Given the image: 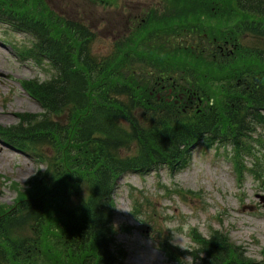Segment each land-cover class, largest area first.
I'll return each instance as SVG.
<instances>
[{
    "label": "trees",
    "instance_id": "trees-1",
    "mask_svg": "<svg viewBox=\"0 0 264 264\" xmlns=\"http://www.w3.org/2000/svg\"><path fill=\"white\" fill-rule=\"evenodd\" d=\"M162 3L96 55L92 29L48 0H0V21L33 39L23 58L54 71L21 84L43 113L0 125L6 145L45 167L13 204L0 203V264H126L118 180L182 169L198 144L230 147L239 175H263L264 0ZM190 238L191 250L162 244L168 259L264 264L225 232L193 229Z\"/></svg>",
    "mask_w": 264,
    "mask_h": 264
},
{
    "label": "rangeland",
    "instance_id": "rangeland-1",
    "mask_svg": "<svg viewBox=\"0 0 264 264\" xmlns=\"http://www.w3.org/2000/svg\"><path fill=\"white\" fill-rule=\"evenodd\" d=\"M48 1L58 15L69 20L86 19L91 22L88 26L97 28L99 35L92 45L96 55L108 54L114 40L129 31V25L136 24L135 20L127 24L128 5L131 18L137 13L140 19L149 9L163 5L162 0H118V5L112 7L100 3L96 6L91 0ZM102 18L110 20L108 27L100 21ZM30 39L12 24L0 21V125L3 127L17 125L19 114L43 113L21 83L43 82L54 71L47 63L23 58L21 49L31 46ZM231 152L230 147L199 144L182 169L171 172L162 167L147 176L130 173L118 180L114 224L119 230L118 243L127 251L126 264H177L168 259L161 246L169 241L182 251L191 250L195 247L190 238L193 229L205 237L213 230L225 232L246 249L249 257L264 259L261 201L264 172L258 178L247 170L239 175L229 160ZM252 161V156L246 158L248 167ZM44 168L0 139V203L13 204L16 189L25 188ZM185 260L191 262L190 258Z\"/></svg>",
    "mask_w": 264,
    "mask_h": 264
},
{
    "label": "flooded vegetation",
    "instance_id": "flooded-vegetation-1",
    "mask_svg": "<svg viewBox=\"0 0 264 264\" xmlns=\"http://www.w3.org/2000/svg\"><path fill=\"white\" fill-rule=\"evenodd\" d=\"M97 1H99V0H97ZM91 2H93V4L96 5V6H97L98 3H99V2H94V1H92V0H91ZM106 3H107L106 0H102L100 4H101L102 6H107ZM107 7H108V6H107ZM122 7H123V6H122ZM128 7H129V8L127 9V10H128V14L131 15V11H129V9H131V6L128 5ZM161 8H162V6H161ZM155 10H156L155 8H151V9H149V10L143 15V17H142L141 19H140V17H139V16L137 15V13H136L135 17H134V18H129V19H128V22H127V24H128V23H130V22H133V20H135V21H136V24H134V25H129V26L127 27V29H128L129 31H131V30H130L131 28L143 24L144 21H145L146 15H147L149 12H151V11L153 12V11H155ZM121 14L124 15V16L126 15V13H123V12H121ZM102 19H105V20H102ZM102 19H101L100 21L108 27V26H109V21H110V20L107 19V18H102ZM82 21H83L85 24H91V22H90L89 20L82 19ZM90 28L93 30V32H96V30H97L96 27H94V29H93L92 27H90ZM97 33L99 34V31H98Z\"/></svg>",
    "mask_w": 264,
    "mask_h": 264
},
{
    "label": "water",
    "instance_id": "water-1",
    "mask_svg": "<svg viewBox=\"0 0 264 264\" xmlns=\"http://www.w3.org/2000/svg\"><path fill=\"white\" fill-rule=\"evenodd\" d=\"M261 201L264 203V197H261Z\"/></svg>",
    "mask_w": 264,
    "mask_h": 264
}]
</instances>
